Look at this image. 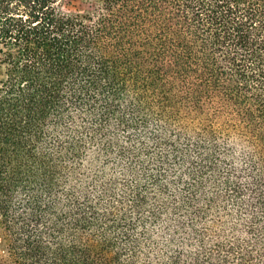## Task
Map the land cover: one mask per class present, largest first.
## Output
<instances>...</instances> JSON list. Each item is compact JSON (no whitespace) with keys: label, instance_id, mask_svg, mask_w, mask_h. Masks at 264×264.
Returning <instances> with one entry per match:
<instances>
[{"label":"trees","instance_id":"trees-1","mask_svg":"<svg viewBox=\"0 0 264 264\" xmlns=\"http://www.w3.org/2000/svg\"><path fill=\"white\" fill-rule=\"evenodd\" d=\"M0 0V264H264V0Z\"/></svg>","mask_w":264,"mask_h":264},{"label":"rangeland","instance_id":"rangeland-1","mask_svg":"<svg viewBox=\"0 0 264 264\" xmlns=\"http://www.w3.org/2000/svg\"><path fill=\"white\" fill-rule=\"evenodd\" d=\"M97 0H65L63 9L68 13H94L97 11ZM2 73L0 71V81Z\"/></svg>","mask_w":264,"mask_h":264}]
</instances>
